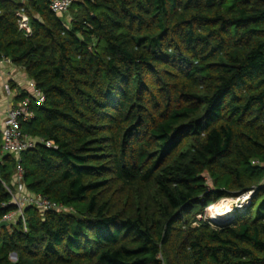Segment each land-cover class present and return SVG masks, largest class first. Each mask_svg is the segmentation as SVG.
Masks as SVG:
<instances>
[{
  "label": "trees",
  "instance_id": "1",
  "mask_svg": "<svg viewBox=\"0 0 264 264\" xmlns=\"http://www.w3.org/2000/svg\"><path fill=\"white\" fill-rule=\"evenodd\" d=\"M0 55L45 96L26 191L73 210L25 208L0 264H264V0H0ZM19 159L0 135V222Z\"/></svg>",
  "mask_w": 264,
  "mask_h": 264
},
{
  "label": "built area",
  "instance_id": "2",
  "mask_svg": "<svg viewBox=\"0 0 264 264\" xmlns=\"http://www.w3.org/2000/svg\"><path fill=\"white\" fill-rule=\"evenodd\" d=\"M52 12L62 15L67 14L75 0H46ZM19 30L25 37L32 36V29L30 26V19L26 12L21 9L17 13ZM5 65H13L12 60L5 56L0 55V67ZM6 92L11 93L10 86L6 87ZM35 100L38 105L45 102V96L33 82L29 84V93L27 97L21 101L17 106L9 109L4 120V125L0 128V135L3 138V154H13L18 157L37 146V140L29 135H26L21 130V124L34 118V112L31 108L32 100ZM48 149L57 150L58 146L51 141H39ZM21 159L17 165V180L13 190H9L12 196L13 204L17 210L7 216L4 220L11 223L12 216L24 217V210L27 207H33L41 212L59 211V212H72V209L66 208L62 204H58L43 195L30 194L26 191L25 184L23 183L24 171L21 166ZM254 192H250L241 197V205L238 207L239 211H243L250 205L251 198ZM242 209V210H241ZM231 220V219H230ZM229 222V221H228Z\"/></svg>",
  "mask_w": 264,
  "mask_h": 264
},
{
  "label": "crops",
  "instance_id": "3",
  "mask_svg": "<svg viewBox=\"0 0 264 264\" xmlns=\"http://www.w3.org/2000/svg\"><path fill=\"white\" fill-rule=\"evenodd\" d=\"M30 80L23 68L15 65H5L0 67V128L4 125L7 111L17 106L23 95L29 93ZM10 86L11 93L6 92V87Z\"/></svg>",
  "mask_w": 264,
  "mask_h": 264
},
{
  "label": "rangeland",
  "instance_id": "4",
  "mask_svg": "<svg viewBox=\"0 0 264 264\" xmlns=\"http://www.w3.org/2000/svg\"><path fill=\"white\" fill-rule=\"evenodd\" d=\"M240 199L241 197L240 198H223L222 200L212 204L206 209L204 220L208 221L213 227L219 226L218 224H221L220 221H222V224L224 223L223 221H230V219L234 216L235 212L239 211L238 207L242 203ZM220 206L221 208H219ZM227 208L228 210L231 209L232 212L229 213L227 217L224 218L225 220L218 218V215L220 214V212L224 211V209H227ZM12 218L13 219L11 220V224H15L18 221V216L13 215ZM199 218H201V216H199Z\"/></svg>",
  "mask_w": 264,
  "mask_h": 264
},
{
  "label": "bare ground",
  "instance_id": "5",
  "mask_svg": "<svg viewBox=\"0 0 264 264\" xmlns=\"http://www.w3.org/2000/svg\"><path fill=\"white\" fill-rule=\"evenodd\" d=\"M226 204V203H225ZM219 208H221V206L219 207ZM221 210V209H220ZM229 211V212H228ZM232 211H231V209H229L228 210V208L227 209H224V211H222V212H220V214L218 215V218H220V219H224L225 217H227V215L229 214V213H231ZM231 215V214H230ZM219 220V219H218Z\"/></svg>",
  "mask_w": 264,
  "mask_h": 264
},
{
  "label": "water",
  "instance_id": "6",
  "mask_svg": "<svg viewBox=\"0 0 264 264\" xmlns=\"http://www.w3.org/2000/svg\"><path fill=\"white\" fill-rule=\"evenodd\" d=\"M229 223V222H228ZM227 224V223H226ZM10 225V223L6 220H3L0 222V229L4 228V227H8ZM13 258H16V255L13 254L12 255Z\"/></svg>",
  "mask_w": 264,
  "mask_h": 264
}]
</instances>
